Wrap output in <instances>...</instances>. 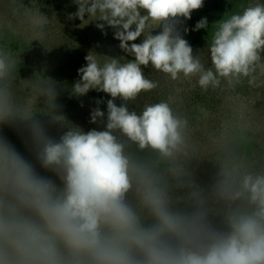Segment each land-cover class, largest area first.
<instances>
[{
  "label": "clouds",
  "instance_id": "clouds-1",
  "mask_svg": "<svg viewBox=\"0 0 264 264\" xmlns=\"http://www.w3.org/2000/svg\"><path fill=\"white\" fill-rule=\"evenodd\" d=\"M73 3L77 11L69 19L96 22L104 35L112 29L126 55L93 51L78 69L75 95L95 90L111 97L106 114L102 100L91 111L90 123L100 130L84 132L56 111L51 80L37 75L17 85L21 52L0 27V124H22L41 167L60 181L39 175L0 138V264H264L260 126L242 103L202 125L179 95V86L193 80L201 92L226 100L241 97L244 86L264 85V3L213 23L206 59L184 38L185 21L204 0ZM0 12L23 27L29 46L50 39L52 20L39 7L0 0ZM201 29L209 31L207 18L192 30ZM149 67L172 87L138 109L141 94L162 89L160 79L145 74ZM37 113L68 130L54 140ZM193 160L216 169L207 192L192 179Z\"/></svg>",
  "mask_w": 264,
  "mask_h": 264
},
{
  "label": "rangeland",
  "instance_id": "rangeland-1",
  "mask_svg": "<svg viewBox=\"0 0 264 264\" xmlns=\"http://www.w3.org/2000/svg\"><path fill=\"white\" fill-rule=\"evenodd\" d=\"M264 0H204L203 7L194 10L191 19L185 21L189 32L184 34L193 48V54L200 52L202 58H207V39L214 26L212 24L221 20L224 15L242 10V6ZM26 7L33 6L40 9L41 13L51 21V36L45 42V46L38 40H33L31 45L27 43L29 37L23 27L16 21L9 20L0 12V27H6L11 41V46L19 55L20 63L17 69L16 83L32 80L37 75L53 82L57 93L55 104L56 111L62 114L67 122L81 128L84 132L92 129L100 130V125L90 123L92 109L97 107L96 101H104L99 105L101 111L107 113L106 102L111 97L103 92L90 90L84 96L73 93V85L80 79L78 69L86 65L85 57L90 52L119 58L126 54L119 48V41L114 39L113 30L106 28L104 35L96 26V22L81 26L79 19H69V14L77 11L73 0H22ZM201 18H207L209 31L201 29L193 31L196 23ZM87 19V17H85ZM155 34V33H154ZM209 35V37H208ZM138 39L136 43H139ZM56 45V46H55ZM50 48V49H49ZM129 59L131 57H128ZM145 74L152 79H160L162 89L151 93H144L135 102L139 109L144 103L154 102L167 94L172 85L167 83L161 74L153 71L150 67L145 69ZM191 84L180 85L179 95L182 97V107L193 116H199L202 125L211 126L221 120L228 111L230 103H242L244 110L256 124L260 126L261 134L264 135V85L249 87L244 86L238 91L241 97L226 100L216 93H203ZM117 106L121 101H115ZM130 105V107H135ZM44 107V98H40L36 105ZM39 119L45 126L47 134L54 140H59L67 130V126L51 122L50 118L37 113ZM0 138L10 143L26 160L33 164L37 173L45 176L59 184L58 177L51 171L41 167L36 158L35 149L31 141L30 133L22 124H0ZM189 169L192 172L194 183L206 192L210 189L215 175V167L211 161L193 160ZM180 207H185L183 204ZM213 222L219 225V218L212 217Z\"/></svg>",
  "mask_w": 264,
  "mask_h": 264
}]
</instances>
